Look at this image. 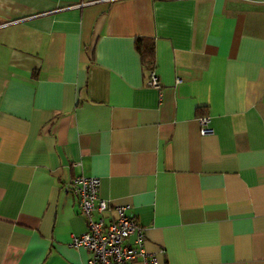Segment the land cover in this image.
Returning <instances> with one entry per match:
<instances>
[{"label": "crops", "instance_id": "0c3cea01", "mask_svg": "<svg viewBox=\"0 0 264 264\" xmlns=\"http://www.w3.org/2000/svg\"><path fill=\"white\" fill-rule=\"evenodd\" d=\"M79 175L157 264H264V0H0V264L86 263Z\"/></svg>", "mask_w": 264, "mask_h": 264}, {"label": "built area", "instance_id": "2783aa9c", "mask_svg": "<svg viewBox=\"0 0 264 264\" xmlns=\"http://www.w3.org/2000/svg\"><path fill=\"white\" fill-rule=\"evenodd\" d=\"M175 82L177 84L179 81ZM146 86L159 89L160 84L154 70L149 72ZM209 122L208 117L197 119L200 136L212 134ZM98 187L97 179L79 175L73 177L65 189L77 197L79 215L85 220L86 228L82 235L71 236L69 247L81 248L89 254L85 264H131L137 258H140L141 264H157L155 257L144 253L142 232L126 215L127 208L120 206L109 209L107 203L98 197ZM108 212L112 215L109 216L108 223H104ZM132 237L134 240L130 241Z\"/></svg>", "mask_w": 264, "mask_h": 264}, {"label": "trees", "instance_id": "16d2710c", "mask_svg": "<svg viewBox=\"0 0 264 264\" xmlns=\"http://www.w3.org/2000/svg\"><path fill=\"white\" fill-rule=\"evenodd\" d=\"M134 50L140 57L141 64L145 70L149 72L154 69L153 59V40L138 37L133 41Z\"/></svg>", "mask_w": 264, "mask_h": 264}]
</instances>
